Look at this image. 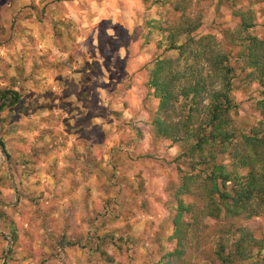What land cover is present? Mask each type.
Wrapping results in <instances>:
<instances>
[{"label":"rangeland","instance_id":"obj_1","mask_svg":"<svg viewBox=\"0 0 264 264\" xmlns=\"http://www.w3.org/2000/svg\"><path fill=\"white\" fill-rule=\"evenodd\" d=\"M153 1L0 0V89L23 95L0 114V264H165L178 247L172 221L182 150L155 137L158 100L139 70L158 53L155 40L142 46L148 21L174 22L181 13L178 0ZM190 3L189 14L203 21L198 35H214L222 47L237 8L254 10L255 33L264 37V1ZM236 86L237 129L264 130L258 85ZM181 102L176 119L187 114ZM194 191L183 198L202 208ZM198 219L183 264H222L215 251L239 228L264 239V209ZM64 240L79 244L63 247Z\"/></svg>","mask_w":264,"mask_h":264},{"label":"trees","instance_id":"obj_2","mask_svg":"<svg viewBox=\"0 0 264 264\" xmlns=\"http://www.w3.org/2000/svg\"><path fill=\"white\" fill-rule=\"evenodd\" d=\"M174 4L181 13L176 21H148L142 46L155 40L158 53L139 70L147 74L149 95L158 100L152 118L155 137L178 143L182 150L176 157L183 176L174 193L172 221L178 247L164 255L165 264H183L188 236L199 215L204 219L251 218L264 209V130L258 125H251L247 132L237 129L232 117L239 107L233 94L238 80L246 88L258 85L256 107L264 118V37L255 33L254 10H234L239 21L225 31L226 48L214 35H198L203 21L189 14L190 0ZM181 59L195 63L182 66ZM22 98L17 87L0 89V114ZM179 102L187 110L183 119L174 117ZM0 145L5 147L2 137ZM187 161L190 170L184 171ZM193 188L201 195L202 208L183 198L195 195ZM238 230L239 236L230 244H219L216 259L222 264H264V239H257L248 229ZM12 236L15 240V232ZM78 244L64 240L62 246ZM102 245L97 250L102 251Z\"/></svg>","mask_w":264,"mask_h":264},{"label":"built area","instance_id":"obj_3","mask_svg":"<svg viewBox=\"0 0 264 264\" xmlns=\"http://www.w3.org/2000/svg\"><path fill=\"white\" fill-rule=\"evenodd\" d=\"M37 1H40V0H37Z\"/></svg>","mask_w":264,"mask_h":264}]
</instances>
